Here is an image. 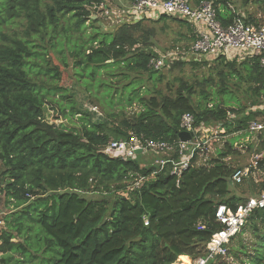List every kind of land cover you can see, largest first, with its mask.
<instances>
[{
    "label": "trees",
    "instance_id": "trees-1",
    "mask_svg": "<svg viewBox=\"0 0 264 264\" xmlns=\"http://www.w3.org/2000/svg\"><path fill=\"white\" fill-rule=\"evenodd\" d=\"M207 1L213 2L223 27L237 18L229 9L230 0ZM92 2L97 0H0V199L6 210H11L2 215L0 264H26L33 259L37 264H189L204 256L206 243L222 228L215 220L217 207L225 205L234 211L247 199L231 193L230 188L243 186L245 180L233 184L231 177L240 167L225 163V159L237 154L231 149L233 141L248 135L249 123L264 122V68L257 57L240 62L223 57L214 60L221 82L227 74L248 84V109L239 105L238 109L217 104L208 107L211 100L201 91V83H195L201 89V99L194 102V86L182 80L174 96L136 97L142 110L119 125L95 120L94 112L76 109L72 102L69 113L59 109L65 119L80 116L79 131L57 128L45 122V104L60 88L43 89L39 76L60 81V72L50 67L46 53L55 50L62 54L61 45L72 34L70 27L74 33H81L80 42L76 40L70 48L77 69L89 68L91 76L93 70L112 75L108 70L118 69L121 75L146 73L151 80L157 75L156 81L162 79L161 71L147 67L156 54L149 46L150 33L141 34L142 22L101 32L95 26L98 19L90 18ZM167 19L192 32V27L179 19L161 15L158 20ZM243 20L258 26L252 18ZM87 22L91 29L88 35L83 32ZM189 39L193 42L195 36ZM138 44L144 48L135 49ZM61 61L66 67L65 58ZM184 64L174 63L172 69ZM206 64L203 61L192 66ZM184 114L193 116L195 127L219 129L222 135L233 137L217 150L215 158L200 163L202 155L193 157L178 186L169 165L154 173L156 168L144 165L142 158L123 161L101 152L108 142L127 140L131 135L176 142ZM254 136V145L247 147L249 153L264 147V130ZM259 168L264 172V161ZM139 177L152 179L129 191ZM246 181L252 186L250 178ZM261 187L264 191V184ZM252 189V195L260 192ZM83 193H105L115 198L109 206L105 200H88ZM35 224L43 237H36ZM247 227L254 242L249 252L243 246V263L264 264V209L253 211L230 242ZM35 238L37 252L33 251ZM222 260L216 257L210 264H221Z\"/></svg>",
    "mask_w": 264,
    "mask_h": 264
},
{
    "label": "rangeland",
    "instance_id": "rangeland-1",
    "mask_svg": "<svg viewBox=\"0 0 264 264\" xmlns=\"http://www.w3.org/2000/svg\"><path fill=\"white\" fill-rule=\"evenodd\" d=\"M117 0H112L111 3H116ZM234 2L232 6L240 4L242 9L246 10L248 13H251L252 19L253 16H259V19L255 20V23L258 26H264V0H231ZM49 3L45 1L44 4ZM251 8L250 11L247 9ZM246 12V13H247ZM100 16V14H99ZM95 18V17H92ZM97 19V18H95ZM159 19V18H158ZM155 20H142L143 30L141 34L145 31L150 33V42L149 46L158 52L166 51L173 46H186L189 45L192 41L189 39L193 36L192 32L188 31L185 25L181 23L167 19L164 21ZM138 23V22H137ZM89 22L85 24L87 28L86 31H83L85 34H89L91 29ZM67 26L70 25L67 23ZM96 27L100 28L101 32H110L116 29L117 27L108 20L100 18L95 24ZM22 27L18 29L19 32H22ZM73 28L70 27L69 31L72 33L70 39L66 42L63 41L61 45L62 54H57L55 50H47V59L50 62V67H57L60 72V81H50L48 78L39 76V84L44 85L43 89H49L51 87H58L55 93H51L49 100L45 104V122L53 125L60 129L72 130L74 132L79 131L81 126V121L79 120L80 116H67L66 119L60 113V109L65 108V114L69 113V105L72 102H75L76 109H81L82 111L91 110L94 112L95 120L99 119L100 121L113 122L115 125H119V122L123 119L131 120L134 114L142 110L140 102L135 98H142L148 100L152 97L159 98L161 96H174L175 90H177L180 81H184L188 85H193L195 94L192 96L193 101L197 102L201 99L200 97V88L195 86V83H201L203 89L208 99L211 100V103L208 107L212 105H220L221 107L228 109H238L240 107H245L248 109L250 106V101L248 99V84L245 83L240 78L231 77L226 74L225 81L221 82L220 76H218V71L216 70L215 61L207 62L206 67L192 66L195 64L203 63V61H195L193 57H189V60L178 61L185 63L184 65H174V63L167 65V67L160 70L162 79L160 82L155 79L151 80L149 75L146 73L136 74V73H125L126 75H121L118 69L108 70L112 72V75H107V71L102 70L100 72L93 70V76H91L92 70L89 68L86 69H77L74 65L73 58L71 56L70 48L73 47V44L78 40L79 33H74ZM78 42H80L78 40ZM144 48L142 44L136 45L134 48ZM62 58H65L66 67L61 64ZM206 62V61H204ZM240 62V61H238ZM177 64V62H175ZM202 65V64H201ZM171 69V70H170ZM222 71V69H220ZM226 73L225 70H223ZM203 80H209L208 83H203ZM106 85V86H105ZM107 85L109 87H107ZM135 91H132V90ZM223 92V93H220ZM232 96V97H231ZM112 99V100H111ZM109 100V102H108ZM128 100H132L131 103ZM112 101L111 105L110 104ZM108 102V103H107ZM238 105L240 107H238ZM264 108V104L262 105ZM60 108V109H59ZM95 109V110H93ZM246 109V111H247ZM207 131L212 130V128H206ZM218 132L220 131L217 129ZM208 135V134H206ZM218 141L214 140L209 144L207 150L204 151L200 159V163L205 162L211 158L217 156V150L222 149L225 143H229L233 135L225 136L222 135V131L219 133ZM254 134H249L247 136H239L237 139H234L232 144V150H236L237 154L228 155L225 159V163L230 164L231 166L245 167L250 162L251 153L247 151V147L250 144L254 145ZM148 161H153L151 157H145ZM148 162H144L146 165ZM151 162L150 164H152ZM250 178L253 182L252 186L249 184V181H246ZM262 184H264V174H260L256 177H247L243 182V186L232 187L230 191L232 194L239 196L243 199L252 196L251 188L254 193L262 191ZM88 200L93 201H102L105 200L111 206L114 202L115 196L105 193H83L81 194ZM4 200L0 199V212L3 214H9L10 209L5 208ZM4 218V217H3ZM1 229H4V225H0ZM35 235L36 237H43V233L37 224H35ZM253 233L250 229H246V232L241 236H237L233 241L229 242V253L225 260L220 261L221 264H244L245 256L242 253L244 250L249 252V247H251L254 242ZM37 238L33 241V251L37 252L39 250V243ZM20 241L15 239L14 242ZM56 254V260H58V253ZM18 258V256H16ZM52 261V260H51ZM38 260L33 259L26 264H37ZM24 264V263H23ZM53 264V263H52Z\"/></svg>",
    "mask_w": 264,
    "mask_h": 264
},
{
    "label": "built area",
    "instance_id": "built-area-1",
    "mask_svg": "<svg viewBox=\"0 0 264 264\" xmlns=\"http://www.w3.org/2000/svg\"><path fill=\"white\" fill-rule=\"evenodd\" d=\"M111 1L92 2L88 8L90 18L108 19L116 26L129 22L135 24L146 19L155 20L161 15H166L184 21L192 27L195 40L188 46H175L163 52L153 50L156 56L149 60L147 66L151 70L160 71L172 63L189 60V57H194L195 61L206 62H212L219 57H223L226 61L257 57L260 66L264 68V26H255L237 16L231 25L223 27L217 19L212 1L117 0L116 3ZM179 130L189 133L190 140L181 142L178 139L176 142L168 143L131 135L127 140L108 142L101 152L107 158L123 161L142 158L148 162V166L156 168L154 173L169 165L170 175L176 177V186H178L182 173L189 167L193 157L203 155L212 141H218L220 133L217 129L207 131L203 126L195 127L191 114L181 116ZM262 130H264V122H251L247 128V132L254 135ZM145 157H151L153 161H148ZM261 161H264V147L258 153H251L249 164L233 173L231 177L233 184H241L249 176L254 178L264 174L259 168ZM151 162L153 163L150 164ZM149 179L152 178L139 177L129 191L137 190L145 180ZM262 209H264V191L249 196L234 211L225 205H219L215 212V220L222 228L206 243L204 256L194 259L190 264H210L216 257L226 259L231 238L242 230L253 211ZM2 215L3 213L0 212V225H2ZM144 224L147 225V222Z\"/></svg>",
    "mask_w": 264,
    "mask_h": 264
},
{
    "label": "crops",
    "instance_id": "crops-1",
    "mask_svg": "<svg viewBox=\"0 0 264 264\" xmlns=\"http://www.w3.org/2000/svg\"><path fill=\"white\" fill-rule=\"evenodd\" d=\"M193 1V0H191ZM231 1V0H230ZM229 1V9L231 10V13L238 16V17H241V18H252L250 15L251 13H248L246 10L242 9L241 6L239 7L240 4H236L234 7L232 6V4H234V2H230ZM248 11L251 10V8L247 9ZM247 12V13H246ZM255 18V20L259 19V16H253ZM190 264V263H189Z\"/></svg>",
    "mask_w": 264,
    "mask_h": 264
},
{
    "label": "water",
    "instance_id": "water-1",
    "mask_svg": "<svg viewBox=\"0 0 264 264\" xmlns=\"http://www.w3.org/2000/svg\"><path fill=\"white\" fill-rule=\"evenodd\" d=\"M92 20H95V18H91ZM191 138V135L187 132H180L178 134V139L181 141V142H186V141H189ZM136 154H139V152H136Z\"/></svg>",
    "mask_w": 264,
    "mask_h": 264
}]
</instances>
